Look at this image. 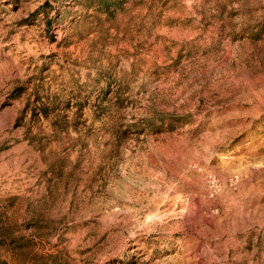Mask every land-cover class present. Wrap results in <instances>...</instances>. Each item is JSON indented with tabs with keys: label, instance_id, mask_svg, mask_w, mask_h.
<instances>
[{
	"label": "rangeland",
	"instance_id": "rangeland-1",
	"mask_svg": "<svg viewBox=\"0 0 264 264\" xmlns=\"http://www.w3.org/2000/svg\"><path fill=\"white\" fill-rule=\"evenodd\" d=\"M0 257L264 264V0H0Z\"/></svg>",
	"mask_w": 264,
	"mask_h": 264
},
{
	"label": "trees",
	"instance_id": "trees-1",
	"mask_svg": "<svg viewBox=\"0 0 264 264\" xmlns=\"http://www.w3.org/2000/svg\"><path fill=\"white\" fill-rule=\"evenodd\" d=\"M5 263V262H4ZM0 264H3V261H2V259H1V257H0Z\"/></svg>",
	"mask_w": 264,
	"mask_h": 264
}]
</instances>
